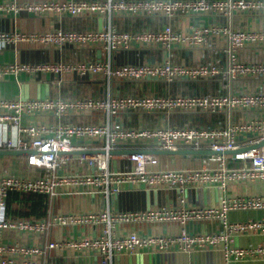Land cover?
Masks as SVG:
<instances>
[{"label": "built area", "instance_id": "2783aa9c", "mask_svg": "<svg viewBox=\"0 0 264 264\" xmlns=\"http://www.w3.org/2000/svg\"><path fill=\"white\" fill-rule=\"evenodd\" d=\"M20 11L35 15L67 14L74 17L97 15L106 19L105 26L93 30L51 29L43 32H0V46L10 42H39L50 46L65 44L77 47L99 44L106 59L83 61L78 64L21 63L0 64V79L19 72H75L88 78H102L110 84L114 79L143 81L209 80L218 77L224 84L240 78L264 77V59H241L240 52L250 46L264 48V28L235 27L231 23L200 22L202 15H218L230 19L235 14L264 13V0H79L41 2H0V13ZM177 16L194 19L187 29L177 28L172 21L156 30L123 31L114 23L116 15ZM216 40L221 42L217 45ZM131 43L160 47L172 54V49L185 47L203 51L214 49L213 56L195 64L172 62L167 54L159 62L114 65L113 54ZM250 109L263 114L246 121H227L215 126H157L130 127L116 117L126 112L160 111L228 113ZM74 114L92 117L89 122L50 125L34 119L52 115L62 118ZM32 117L26 123L23 117ZM0 149L26 150L25 163L37 174L15 175L8 170L0 173V264H46L52 251L73 255H94L97 264H115L117 254L155 247L168 250L177 246L181 251L221 248L224 262L251 258L264 259V241L255 246H234L241 234H264V219L248 218L231 221L230 211L264 210V196H220L215 205H186L189 188H218L226 191L232 184L264 183V146L240 150L264 140V87L227 94L122 95L94 98H23L0 97ZM79 139V143L73 142ZM152 142L155 149H206L219 151L201 157L198 167L156 169L157 155L134 152L126 158L131 169L113 170V154L123 142ZM144 150V149H141ZM226 150H238L224 154ZM240 161L229 165V161ZM141 184L149 189L174 190L179 206H161L143 211H116L110 198L122 184ZM10 191L34 192L45 196L47 210L42 217L6 218L2 212ZM101 197L105 200L99 210L79 212L53 211L51 203L57 197ZM215 221L217 229L206 233L190 232V221ZM143 222H176L179 230L173 234H144L137 230L117 233L120 226ZM70 228L75 233L51 239L56 229ZM13 232L15 238L4 241L2 233ZM37 236L39 242L28 243ZM221 245H223L221 247Z\"/></svg>", "mask_w": 264, "mask_h": 264}, {"label": "crops", "instance_id": "0c3cea01", "mask_svg": "<svg viewBox=\"0 0 264 264\" xmlns=\"http://www.w3.org/2000/svg\"><path fill=\"white\" fill-rule=\"evenodd\" d=\"M47 0H0V2H41ZM71 1V0H58ZM79 1V0H72ZM200 22L212 23H231L235 27L254 26L264 28V13H244L235 14L230 19L222 18L218 15H202L198 18ZM173 22L177 28L187 29L194 19L177 16L170 20L164 16H138L116 15L114 23L123 31L136 30H156L164 27L166 24ZM106 19L97 15H85L74 17L67 14L55 16L52 14L35 15L31 12L13 11L0 13V32H12L20 30L22 32H43L51 29L65 30H93L101 29L105 26ZM216 44L221 46V42L216 40ZM172 54L162 50L160 47H149L146 45L131 43L126 49L117 50L113 54L114 65L124 64H141L145 62H159L167 57L172 62L186 64H195L199 60L211 58L214 53L213 47L203 51L177 47L172 49ZM241 59H264V48L255 51L248 46L240 54ZM106 59V52L99 44L77 47L70 44L62 46H50L39 42L17 41L10 42L5 46H0V64L19 61L21 63H63L78 64L83 61H100ZM264 87V77L240 78L233 82L224 84L218 78L209 80H177L166 83L161 80H143L129 81L114 79L107 84L102 78H88L75 72L54 73V72H19L18 74H6L0 79V97L23 98H82L94 97L103 98L108 95L122 96H148L155 95H202V94H227L242 90H253L256 87ZM263 114L257 113L250 109H237L228 113H206V112H171L165 113L160 111L146 112H126L116 117L125 126L130 127H157V126H215L216 124H225L227 121H246L254 117H261ZM31 117H23L22 122L26 123ZM34 119L45 124L57 125L70 122H89L92 117L68 114L58 119L52 115L36 116ZM4 130L0 129V136ZM73 142L79 143V139L73 138ZM120 150L144 149L154 150L152 142H123L118 146ZM155 154V153H153ZM127 154H114L111 167L113 170L131 169L133 163L126 158ZM157 155L158 163L153 167L156 169H178L183 167H198L203 164L201 157L191 155ZM232 165H239L240 161L230 160ZM10 171L15 175L37 174L39 171L30 170L25 163L23 156H0V173ZM235 195H259L264 196V183H245L232 184L226 191L218 188H189L185 193L186 205L209 206L218 203L220 196ZM25 194L21 198L13 200L10 208L7 210L6 198L5 207L2 212L6 218H28L23 217L21 208L25 209L26 205H36V202L26 200ZM7 197V196H6ZM105 200L101 197H57L51 203L50 208L53 211L62 212H79L84 210H99L103 207ZM110 204L116 211H143L161 206H179V201L174 190H156L149 189L141 184H122L116 194L110 198ZM44 208V207H43ZM12 209V211H11ZM10 211V212H9ZM19 211V213H18ZM42 217L31 214L29 217ZM248 218L264 219V210H244L230 211L229 219L231 221H244ZM180 225L176 222L152 223L143 222L137 225L120 226L116 229L117 233L124 230H137L144 234L166 235L173 234L179 230ZM186 228L190 232L206 233L215 231L217 223L215 221H190ZM75 233L70 228L54 230L50 238L58 239L61 236H67ZM4 241H11L15 238L13 232L5 231L2 233ZM264 241V234H241L235 237L234 246L245 247L248 245L255 246ZM39 242V237L29 238L28 243ZM223 245H221L222 247ZM224 262V255L221 248L194 249L191 251H181L177 246H171L168 250H159L155 247H146L135 251L132 254H117L114 257L115 264H221ZM46 264H97V258L94 255H73L69 252L60 253L52 251L51 256L47 259ZM228 264H264V259L253 260L245 258L242 260H232Z\"/></svg>", "mask_w": 264, "mask_h": 264}, {"label": "water", "instance_id": "95a60500", "mask_svg": "<svg viewBox=\"0 0 264 264\" xmlns=\"http://www.w3.org/2000/svg\"><path fill=\"white\" fill-rule=\"evenodd\" d=\"M264 146V140L255 142L252 144H249L247 146H244L240 148V150H248L251 148H257ZM150 152L155 154H165V155H191L194 157H206L210 154L220 153L219 151H213V150H206V149H188V148H182L177 150H167V149H154V150H141V149H128V150H120V149H114L110 151V154H131L134 152ZM238 150H226L223 153L224 154H232L235 153ZM29 154V151L26 150H4L0 149V156H23Z\"/></svg>", "mask_w": 264, "mask_h": 264}, {"label": "trees", "instance_id": "16d2710c", "mask_svg": "<svg viewBox=\"0 0 264 264\" xmlns=\"http://www.w3.org/2000/svg\"><path fill=\"white\" fill-rule=\"evenodd\" d=\"M229 165H232L231 162L228 163ZM22 194L27 195L26 200H31L32 202H36V205H26L25 209L21 208V215L23 217H29L31 214H36L38 216H44L47 210V204L45 202V196L42 194L34 193V192H16V191H10L7 194L6 197V204H7V210L10 208V203L13 200H17L18 198H21ZM44 207V208H43ZM12 211V209H11ZM10 212V211H9ZM19 213V211H18Z\"/></svg>", "mask_w": 264, "mask_h": 264}]
</instances>
